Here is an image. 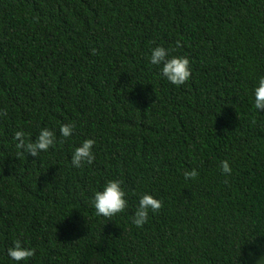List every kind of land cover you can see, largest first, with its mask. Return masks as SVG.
I'll use <instances>...</instances> for the list:
<instances>
[{"label": "trees", "instance_id": "trees-1", "mask_svg": "<svg viewBox=\"0 0 264 264\" xmlns=\"http://www.w3.org/2000/svg\"><path fill=\"white\" fill-rule=\"evenodd\" d=\"M158 46L189 59L184 85L150 64ZM260 77L264 0H0V264H17V240L35 251L19 264H257ZM44 128L49 151L17 149V131L34 142ZM89 138L95 160L74 168ZM110 180L127 201L111 220L92 204ZM143 194L163 206L138 228Z\"/></svg>", "mask_w": 264, "mask_h": 264}, {"label": "clouds", "instance_id": "clouds-1", "mask_svg": "<svg viewBox=\"0 0 264 264\" xmlns=\"http://www.w3.org/2000/svg\"><path fill=\"white\" fill-rule=\"evenodd\" d=\"M180 46V42L177 41V47ZM149 61L152 65H162V76L177 87L184 85L191 77L189 59L186 57H169V50L162 46L155 47L151 50ZM254 107L257 110H264V77L259 78L258 86L254 89ZM0 115L7 116V111L0 110ZM74 128V122L63 124L59 129V133L67 139L73 135ZM14 140L17 141V149H21L23 153L29 154L32 157L39 158L41 152L49 151L56 144V134L54 131L44 128L39 132L34 142H26L25 133L23 131H17L14 135ZM94 145V139L89 138L84 140L72 153L71 165L74 168H81L85 163L91 165L95 160L93 152ZM220 168L223 174H231L232 169L227 161H222ZM198 175V172L194 169L185 171L184 179L186 181L190 179L194 180ZM121 183V181L110 180L104 185L102 191H96L94 193L92 204L97 216L111 220L113 216L122 213L127 208L126 193L122 190ZM162 206L160 200L155 199L152 195L143 194L139 199V206L132 218V223L138 228L142 227L148 221L149 210L152 213H157ZM7 255L19 264L20 261L33 257L35 251L23 247L21 242L17 240L13 246L7 249ZM262 260H264V257L257 264H261Z\"/></svg>", "mask_w": 264, "mask_h": 264}]
</instances>
